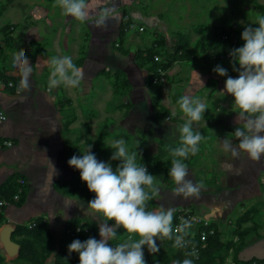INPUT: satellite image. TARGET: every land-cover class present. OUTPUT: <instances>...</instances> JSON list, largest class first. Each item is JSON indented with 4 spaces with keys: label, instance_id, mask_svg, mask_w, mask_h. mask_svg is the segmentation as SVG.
I'll list each match as a JSON object with an SVG mask.
<instances>
[{
    "label": "crops",
    "instance_id": "1",
    "mask_svg": "<svg viewBox=\"0 0 264 264\" xmlns=\"http://www.w3.org/2000/svg\"><path fill=\"white\" fill-rule=\"evenodd\" d=\"M70 18L66 17V22L11 23L13 41L20 49L24 50L33 65L30 90L16 89L14 93L0 84V109L7 115L0 126V138L11 137L13 139L10 146L0 148V184L8 176L14 175L17 180L21 178L26 186L23 202L19 206L7 205L6 214L15 210L18 213L36 215L37 211H41V220L49 226L52 235L56 230L59 237H63L62 227L69 221L77 222L81 226H83L82 224H91L95 230L94 238L100 239L98 232L100 218L84 214L90 211L87 202L94 197L80 195L79 190L70 189L72 181L81 179L79 170L68 165L69 158L73 155H81L87 145H91V151L95 153L97 159L110 162L114 168L117 160H110L113 150L107 146L117 139L129 140L131 137L137 139L141 137L140 143L142 144L138 143L137 147L139 153L149 154L152 150H160L159 153L162 154L161 143L169 149L177 147L176 142L180 144L178 128L184 122L176 119L170 120L168 117L163 119L157 115V107L152 105V94L147 85H143L138 96L136 93L133 95L132 107L137 108L139 113L136 116L129 115L127 111L128 103L131 101V91L128 86L127 89H124V82H122L120 90L123 89V91L115 94L116 84L113 80L109 79V83L99 82V75L101 77L107 75V72L102 68L99 70V64L106 70L109 66L113 68L111 72L108 71V75L121 72L123 78L126 75L127 79H129L130 72L139 70V67L130 65L133 59L130 56L129 48L124 45L125 33L122 32V35L119 36L120 22H107L106 27H95L89 23L77 22V20L68 22ZM72 23H77L76 29L72 28ZM144 23L161 25L160 22ZM18 31L20 32L18 33ZM112 42L118 48L114 49L111 46ZM32 45L36 47L33 52L29 50ZM14 54L4 75L9 76L7 80L14 78L17 87H19L21 72L14 63ZM63 55L71 56L73 62L82 69L84 74L82 83L77 88H66L61 85L48 93L47 85L51 68L44 62L49 61L52 57ZM190 60L183 77L185 83H182L183 80L179 84L175 83L180 80V76L178 77L173 70L178 61L174 60L168 66L169 74L173 75L170 77L174 83L172 88L168 85V94L162 92L158 107L161 105L171 114L177 112L180 118L187 120L188 118L178 104L182 95L190 94L194 99H199L200 102L206 104L207 110L204 113V119L201 120L204 127L199 130L194 128V130L200 131L204 137L199 145L197 155L200 157L211 154L215 156L219 165L217 171H224L225 177L226 172L232 173L236 180L234 184L237 183V187L233 189L223 186L218 194L219 199L213 200L221 204H229L230 201L227 197L232 195L234 198L232 203H240L242 199H246L245 197L263 201L260 216L261 219H264V156L259 161H253L246 158V154H242L240 157H245L246 163L242 161V158L238 163L226 162L228 159L226 156L230 158L236 156L224 149V142L230 140L233 146L238 144V140L231 134L236 127V112L234 111L237 109L231 95L220 93L224 89L227 77L220 76L212 70L209 58L205 59L201 56ZM40 61L41 63H39ZM221 65L227 69L228 76H237L230 72L225 64ZM193 70L199 73L203 86L193 76ZM41 84L44 89L41 88ZM107 87L113 91L112 93L115 94L113 96L117 99L112 107L116 111L121 110V113L117 120L108 119L105 122L107 129L104 128L105 130L100 134L96 126L99 120L97 117L98 91ZM82 108L87 109L84 113L87 116L82 113ZM81 122H87L88 126L86 125L82 130L76 128ZM130 122L137 124L136 131L130 132ZM227 130H230L229 133ZM99 137L108 140L103 143V149L100 150L97 141ZM152 143H154L153 148H147ZM136 145L137 143H133L132 147L134 148ZM127 146L129 151H132L129 144ZM168 152L170 153V151ZM186 166H188L187 163ZM223 174L221 173L220 180ZM160 180L162 187L170 191L171 187L166 184L163 176ZM62 187L65 189H60ZM28 200L31 203H41L40 207L37 208L36 204H32L28 206V210H25ZM153 201L157 203L155 198ZM172 202L171 200L170 204ZM173 203L177 204L176 199ZM194 207L197 210L198 206L194 205ZM224 214L227 215V213ZM205 217L215 222L217 230H220L221 222L215 219L211 213L207 212ZM108 223L112 224L111 221ZM252 224L260 226L261 230L257 229V234L264 233L262 223L259 224L255 220ZM250 236L249 243L251 244L258 235L251 233Z\"/></svg>",
    "mask_w": 264,
    "mask_h": 264
},
{
    "label": "rangeland",
    "instance_id": "2",
    "mask_svg": "<svg viewBox=\"0 0 264 264\" xmlns=\"http://www.w3.org/2000/svg\"><path fill=\"white\" fill-rule=\"evenodd\" d=\"M114 2L117 5L116 11L118 16L117 19L109 20L108 22H124V45L129 48L132 59L134 57L140 58L143 63L141 67L144 68H142V70L141 67H139V70L133 73L130 72L129 79L125 77L126 75H124L123 78L119 71V75L122 76L121 81H124V88L128 86V89L131 91V103H128L127 111L131 116H136L139 113L137 108L132 107L134 102L133 95L136 93L138 96L142 91L141 88L143 85L149 86L150 93L152 94L151 96L154 97L156 95L153 86L145 83L148 75L151 73L150 67L154 65L156 68L155 76L161 75L163 78L162 80L157 78L155 81L160 84V97H162V92L168 94V85L171 86V88L173 87L174 81L171 78L173 75L169 74L170 71L168 70V66L172 64L170 55L173 54L175 44L178 42L182 45L181 49L187 54L183 56L186 58L176 57V59H172V61H178L175 63L176 66H174L175 69L173 70H175V74L178 77L180 76V80L175 81V83L179 84L183 80L184 74H186V68L189 66H187L188 61H191L190 54H192V59H194L201 57L203 53H208L212 68L219 64L220 66H222L221 64H225L230 72L238 75L236 71H233L231 57L218 59L217 55L219 53H229L230 49L242 46L244 41L241 39V32L245 25L251 23L252 27H257L258 25H255L256 17L258 15H264V0H114ZM65 18L66 16L63 15L62 10L56 6V0H0V84L3 85L4 88L12 86L9 85L8 81H11L12 84L14 83L13 80L3 79L5 76L4 71L7 66H10L9 62L13 54L17 53L20 49L15 41H13L11 23L66 22ZM68 22H76V20L70 18ZM144 22H160L161 25H152ZM71 25L73 29H76L77 23H72ZM20 31H18V33ZM220 38H223L224 42L220 41ZM111 46L114 49L118 48L113 42ZM40 47H42V44H40ZM34 48L36 47L32 45L29 47V50L33 52L35 50ZM28 54L30 55V53ZM154 56H156L157 59H154ZM133 64H135V62L131 61L130 65L137 67L136 64ZM100 68L105 70L107 75L102 77L99 75V82L107 83L108 81L110 82L109 79L115 80L113 73L108 75V71L111 72L113 68L109 66L106 70L99 64V70H101ZM157 68H159L161 72L158 71ZM41 82L43 83L44 81L42 80ZM182 83H185V81L183 80ZM41 88L44 89V86L42 85ZM16 89H19V87H17V82ZM112 92L113 91L108 89V87L98 91L97 117L99 120L96 126L99 133L107 129L105 122H107L108 119L117 120L121 113V110L116 111L114 107H112V105L117 102L116 97L113 96L115 94ZM86 111L87 109L82 108L83 114ZM139 111L141 112L140 109ZM177 114L176 112V114L169 113V116H159L163 119L168 117L170 120L176 119L177 121H186ZM85 116H87V114ZM196 123H193V128L198 130L199 128L203 129L204 126L202 121ZM86 125L88 126L87 122H81L76 128H81L82 130ZM0 126H2V123H0ZM129 127L130 132H134V130L136 131L137 124L130 122ZM227 131L229 133L230 130ZM5 139L10 140L12 144L13 139L11 137ZM122 140L126 142V146L129 144L131 150H135L136 146L133 148L132 145L133 143H140L141 137L139 139L131 137L129 140L123 138ZM97 141L99 150L103 149V143L108 142L104 137H99ZM142 141L144 142V140ZM141 144L142 143H140V145ZM177 144L180 145L176 142V146H178ZM161 145L162 154L159 153L160 150H152L149 154L140 152L142 161L139 159L137 161L140 164H144L147 170H152L153 175L156 176L155 178L159 189V194L155 197L157 203L151 200L148 203V209H158L161 205L165 208H174L175 217L180 210L185 211L188 214V217H186L192 225L188 230L187 237L189 236V238H193L197 230L204 226V221L207 220V224L205 225L212 227L214 231L218 233V240L221 238L219 241L220 245L213 249L211 254L212 259L209 264H242L241 262L245 260L248 262L264 260V233L257 234V229L261 230L260 226L258 224H252L256 220L259 224L262 223V227L264 228V219H261L260 216L262 213L260 208L263 201L260 202L245 197L246 199H242L240 203H232L234 200L232 195L227 197L230 201L229 204H221L213 200L219 199L218 194L223 186L233 189L237 187V183L234 184L236 180H234L232 173L226 172L225 177V174H223L224 171H217V167L219 166L217 164V158L212 156V154L203 155L202 157L197 154L194 156L189 155L186 160H183L185 164H188V179H192L194 183L203 185L199 197L185 198L176 195L175 184L168 175L172 156L168 152L169 147H164L162 143ZM145 146L147 147V145ZM152 146H154V143L151 145L149 144L147 148H153ZM137 151H139L138 148ZM226 157L228 158H226V162L233 161L234 163H238L241 162L240 158H242L244 163L247 162V156L246 158L240 156L234 158ZM221 173L223 175L220 180L219 177ZM162 176L166 184L171 187L170 191L162 187V181L160 180ZM237 182H239V180H237ZM80 187H84L83 190H79L80 195H84L88 190L86 183L82 180L71 182V189L75 190ZM25 191L26 186L23 181L20 189L16 191L17 197L5 199V203L0 204V256L5 264H26V261L19 257L21 246L18 243L15 252H7L1 240L3 228H10L11 238L16 241L25 236V233H15L14 230L16 227L21 226L30 229L27 227L29 222L35 221L36 225H34V227H36L37 220L41 219V211H37L36 215H28L23 212L18 213L15 210L6 214L5 209L7 205H20H17L16 201L21 194H25ZM175 199L177 204L173 203ZM171 200L173 202L170 204ZM32 204H36L37 208H39L41 203H31V201L28 200L25 210H28V206ZM194 205L198 206V208L196 207L197 210H195ZM11 208H13V206H11ZM223 209L226 211L224 212ZM207 212L211 213L215 219L221 222L219 226L220 230H217L215 222L211 219H206L205 214ZM244 212H246V215L242 217V219L240 216ZM224 213H227V215ZM44 224L43 230L40 231L38 235L32 236L31 238L39 253L40 264H54L56 253L60 250L61 241L65 236V229L71 225H77L78 223L69 221L65 224L62 227L63 237H59L60 235L56 233V230L53 231L55 233L52 235L49 226H47L46 223ZM82 225L87 228V231L82 233L85 237L89 238L95 236L93 227L90 228L87 224ZM251 233H255L258 237L256 236L254 242L250 244L249 238L251 237ZM190 235L192 237H190ZM117 236L118 239L110 241L113 246L127 240L128 234L123 229H118ZM133 239H139V237L133 235ZM156 243L160 247L159 251L155 254L148 253V259L144 256L147 264H149V262L153 264H182L185 259H189L186 247L177 248L173 243L167 245L164 243L163 239L157 240ZM145 252L146 247L144 248V254ZM196 253L197 255H192L189 251L191 261L199 258L201 250ZM74 264H79V261H75Z\"/></svg>",
    "mask_w": 264,
    "mask_h": 264
},
{
    "label": "clouds",
    "instance_id": "3",
    "mask_svg": "<svg viewBox=\"0 0 264 264\" xmlns=\"http://www.w3.org/2000/svg\"><path fill=\"white\" fill-rule=\"evenodd\" d=\"M56 6L64 16L95 27H106L109 20L118 16L114 0H56ZM255 25L258 26L245 25L241 32L243 45L229 51L233 71L238 75L235 78L228 76L227 69L220 65L212 70L227 77L220 93L231 95L237 109L234 111L236 127L231 134L238 144L233 146L230 140H226L224 149L233 156L246 154L247 158L259 161L264 156V15L256 17ZM13 59L21 72L19 90H30L33 64L23 49H19ZM44 63L51 68L48 93L61 85L66 88L81 85L83 71L71 56H55ZM193 76L203 86L199 73L193 70ZM178 104L188 119L178 128L180 145L169 149L172 160L168 175L175 184L176 195L198 198L203 185L188 179V168L183 160L199 152L204 137L200 131L194 130L193 123L204 119L207 106L190 94L182 95ZM107 147L113 150L110 160L119 161L115 170L110 162L97 159L91 145H87L81 155H73L67 161L70 167L79 170L80 179L94 193V198L87 202L90 211L84 214L100 218V239H74L68 245V251L78 253L79 264H147L144 248L152 254L157 253L160 247L156 241L159 239L174 240L175 247H185L191 222L182 220L174 229V208L161 205L158 209H148V203L158 196L159 189L155 175L137 162L138 159L142 161L137 151L138 143L132 151L122 139ZM118 229H123L128 237L113 246L110 241L118 239ZM133 235L139 239H133ZM182 264H192V261L185 259Z\"/></svg>",
    "mask_w": 264,
    "mask_h": 264
},
{
    "label": "trees",
    "instance_id": "4",
    "mask_svg": "<svg viewBox=\"0 0 264 264\" xmlns=\"http://www.w3.org/2000/svg\"><path fill=\"white\" fill-rule=\"evenodd\" d=\"M122 21V20H121ZM123 25H124V22H120V25H119V36L122 35V32H123ZM220 41L224 42V39L223 38H220ZM182 45H180V43H176L175 44V48H174V51H173V54L170 55V59H171V62H172V59H176V57H183L185 56L187 53L185 51H183L181 49ZM230 51V50H229ZM190 58H192V54H190ZM203 58L205 59H208L209 58V54L208 53H203ZM188 57V56H187ZM183 58H186V57H183ZM133 61L135 62V64L137 65V67H141L143 66V63L142 61L140 60V58H133ZM174 61V60H173ZM238 67V65H237ZM155 66L153 65L152 67H150V74L148 75L147 77V80L145 81L146 84H149V85H152L153 88H154V93L156 94L154 97L152 96V105H154L155 107H157V110H156V114L158 115H167L169 116L168 114V109L162 107L160 105L159 106V99H160V84L159 82H154L153 81V78L156 77L155 74H156V71H155ZM9 76H4L3 79L4 80H7ZM14 83L12 86H8L6 89L11 91V92H14L16 90V80L14 78H12ZM114 83L116 84V88L114 89V93L117 94V93H121L122 90L121 89V83L124 82V81H121L122 79V76H120L118 73H114ZM124 89H127V88H124ZM126 91V90H124ZM0 140H2L0 138ZM119 164V161L117 160L116 163L114 164V170H115V167ZM148 172L150 174H153L152 170H148ZM21 187V184H19L17 182V179H15L14 175H10L8 176L5 181L0 184V200L2 199H9L12 197V195L14 193H16L17 189ZM84 188V187H83ZM83 188H76L75 190H83ZM62 190H64L65 188L62 187L60 188ZM71 189V188H70ZM73 190V189H72ZM85 195H87V197H90L91 195L94 197V193L90 192L89 190H87V192L84 193ZM24 200V194H21L18 198V200L16 201V204L19 205L23 202ZM246 215V212L242 213V215L240 216L241 218L242 217H245ZM0 219H1V216H0ZM243 219V218H242ZM176 221V217L174 216L173 218V224L174 222ZM36 225V223H35ZM43 225L44 222L41 220V219H38L37 220V226L34 227H29L30 229L28 228H24V227H21V226H18L15 228V233H25L24 235V238H21V239H18L16 240V242L18 244H20L21 246V252H19V257H21L24 261H26V264H40V259H39V253L37 251V248L36 246L33 244V239L31 238L32 236H36L40 233V231L43 230ZM47 225V224H46ZM90 228H92V225L91 224H87ZM48 226V225H47ZM28 227V226H27ZM84 231H79L73 235L67 233L65 231V236L63 238V240L61 241V248L60 250H58V252L56 253V258H55V261H54V264H74L75 261H79V258H78V253L76 252H69L68 251V245L74 240V239H79L81 241L87 239V237L84 236V234H82ZM47 235V234H46ZM164 243L169 245V244H174V240H170V239H163ZM198 241V237H193L191 238V242L192 243H196ZM220 240H218V233L216 231H214L212 234H210L208 236V244L206 246V248L202 249L201 250V254L199 256L198 259L192 261V263L194 264H209L212 257H211V254L213 252V249L215 247H217L218 245H220L219 242ZM187 249V255L189 256V259L191 260L190 258V254H189V249L186 247ZM236 250V249H235ZM234 250V252H235ZM150 252L148 251V249L146 248V252L144 254V256L146 257V259L149 258V254ZM260 261H264V260H260ZM242 264H248L250 262H248L247 260L245 261H242L241 262ZM0 264H5L3 261H2V257L0 256ZM149 264H153L152 262H149Z\"/></svg>",
    "mask_w": 264,
    "mask_h": 264
},
{
    "label": "built area",
    "instance_id": "5",
    "mask_svg": "<svg viewBox=\"0 0 264 264\" xmlns=\"http://www.w3.org/2000/svg\"><path fill=\"white\" fill-rule=\"evenodd\" d=\"M225 57L229 58L230 57L229 53H225V54L224 53H219L217 55L218 59H223ZM154 59H157V57L154 56ZM157 69H158V71H160L159 68H157ZM157 78H159V80L163 79L161 75H158V76L153 78V81L155 82ZM8 83H9V85H13L11 81H8ZM5 118H6L5 112L3 110H0V123H2L5 120ZM9 144H11L10 140H7V139L0 140V148L6 147ZM17 182L19 184H21L23 182V180L20 178V179L17 180ZM18 189H20V187ZM12 197L16 198L17 197V193H14L12 195ZM1 203H5V199L0 200V204ZM187 215L188 214L185 211L180 210L176 214V221L173 224V228L174 229L177 228L181 224L182 220H187L188 221L189 219L187 218L188 217ZM205 224H207V220L204 221V226L199 228L197 230L196 234H195V237H198V241L196 243H192L191 240H190L191 238H189V236L188 237L185 236V241H186V246L185 247H187L189 249L190 253H195L194 255H197V253H196L197 251L206 248V246L208 244V236L214 232V229L212 227L206 226ZM34 225H35V221L29 222L27 224L28 227H32ZM65 231L67 233L73 235V234H75V233H77L79 231L86 232L87 228L77 224V225H71L70 227L66 228ZM190 237H192V236L190 235ZM248 264H264V261H252V262H250Z\"/></svg>",
    "mask_w": 264,
    "mask_h": 264
},
{
    "label": "water",
    "instance_id": "6",
    "mask_svg": "<svg viewBox=\"0 0 264 264\" xmlns=\"http://www.w3.org/2000/svg\"><path fill=\"white\" fill-rule=\"evenodd\" d=\"M1 240L4 244L5 249L9 253L15 252L18 244L11 238V229L10 228H3V232L1 234Z\"/></svg>",
    "mask_w": 264,
    "mask_h": 264
}]
</instances>
